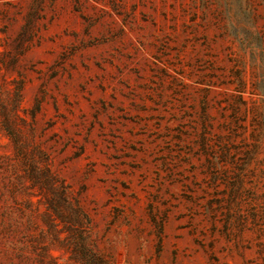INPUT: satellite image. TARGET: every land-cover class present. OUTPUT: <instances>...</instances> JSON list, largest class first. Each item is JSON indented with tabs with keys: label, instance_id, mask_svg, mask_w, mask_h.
Instances as JSON below:
<instances>
[{
	"label": "rangeland",
	"instance_id": "374dc122",
	"mask_svg": "<svg viewBox=\"0 0 264 264\" xmlns=\"http://www.w3.org/2000/svg\"><path fill=\"white\" fill-rule=\"evenodd\" d=\"M0 264H264V0H0Z\"/></svg>",
	"mask_w": 264,
	"mask_h": 264
}]
</instances>
